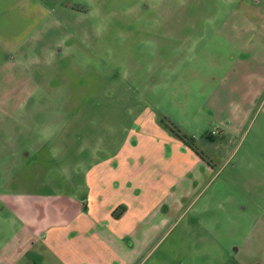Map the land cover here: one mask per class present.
Listing matches in <instances>:
<instances>
[{
    "label": "rangeland",
    "instance_id": "rangeland-1",
    "mask_svg": "<svg viewBox=\"0 0 264 264\" xmlns=\"http://www.w3.org/2000/svg\"><path fill=\"white\" fill-rule=\"evenodd\" d=\"M122 150L169 209L138 264H264V0H0L1 254Z\"/></svg>",
    "mask_w": 264,
    "mask_h": 264
},
{
    "label": "crops",
    "instance_id": "crops-1",
    "mask_svg": "<svg viewBox=\"0 0 264 264\" xmlns=\"http://www.w3.org/2000/svg\"><path fill=\"white\" fill-rule=\"evenodd\" d=\"M170 138L178 149L202 163L179 137ZM31 160L28 153L25 161ZM110 161L96 163L87 171V196L70 200L66 207H25L27 197L18 195L21 207L15 212L20 220V226L13 228L15 253L9 260L1 250L0 264H138L151 238L167 225L166 191L153 202L145 172L136 178L138 168L129 150L118 152ZM186 193L182 192L178 204ZM45 198L63 200L65 196ZM29 210L32 216L28 219Z\"/></svg>",
    "mask_w": 264,
    "mask_h": 264
},
{
    "label": "trees",
    "instance_id": "trees-1",
    "mask_svg": "<svg viewBox=\"0 0 264 264\" xmlns=\"http://www.w3.org/2000/svg\"><path fill=\"white\" fill-rule=\"evenodd\" d=\"M179 136H180L182 139H184L185 143H188L187 138L185 139V137L181 136L180 134H179ZM188 144H189V143H188Z\"/></svg>",
    "mask_w": 264,
    "mask_h": 264
},
{
    "label": "flooded vegetation",
    "instance_id": "flooded-vegetation-1",
    "mask_svg": "<svg viewBox=\"0 0 264 264\" xmlns=\"http://www.w3.org/2000/svg\"><path fill=\"white\" fill-rule=\"evenodd\" d=\"M26 156H27V155L24 156L25 159H26Z\"/></svg>",
    "mask_w": 264,
    "mask_h": 264
}]
</instances>
